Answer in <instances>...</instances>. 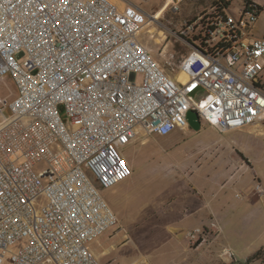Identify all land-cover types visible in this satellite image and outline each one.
<instances>
[{
    "label": "built area",
    "instance_id": "obj_1",
    "mask_svg": "<svg viewBox=\"0 0 264 264\" xmlns=\"http://www.w3.org/2000/svg\"><path fill=\"white\" fill-rule=\"evenodd\" d=\"M260 12L217 0L171 31L189 52L168 48L161 65L141 34L162 23L138 5L0 0V264H101L92 243L121 229L102 191L133 176L124 153L140 131L185 130L191 110L222 134L264 123ZM187 238L205 241L201 228Z\"/></svg>",
    "mask_w": 264,
    "mask_h": 264
},
{
    "label": "rangeland",
    "instance_id": "obj_2",
    "mask_svg": "<svg viewBox=\"0 0 264 264\" xmlns=\"http://www.w3.org/2000/svg\"><path fill=\"white\" fill-rule=\"evenodd\" d=\"M112 1L120 5L127 0ZM132 1H138L162 23L160 27L148 24L141 34V41L161 65L164 64L163 51H168V48L169 52L173 51L180 57L189 52L186 44L170 35L171 31H177L182 23L207 11L214 2L186 0L179 12L164 13L161 12L163 0ZM162 31L165 33L163 36ZM165 36L167 40L164 42ZM138 79H142V75H138ZM7 80L11 85L12 81ZM3 114L11 115V112L5 110ZM201 124L199 131L191 127L177 129L165 137L140 132L125 151V156L132 155L133 162L131 157L128 160L135 176L102 191L130 237L128 243L115 249L114 257L119 261L115 264H132L141 258H145L144 264H193L199 261V254L191 249L187 248L182 253L187 245L196 248L187 237L179 244L163 229L167 211L174 214L179 207L188 215L179 225L186 229L199 226L208 238L215 236L214 247L230 248L236 259L234 264H264V200L253 190L246 192L256 182L264 192V123L258 122L260 127L252 126L250 133L243 134H221L205 121ZM224 137L238 141L244 149L239 154L252 162V168L242 170L234 178H229L234 172L231 167L234 151ZM43 168L39 165L37 170ZM239 194L244 196L238 197ZM144 202L149 204L147 208H143ZM200 203H207V210L195 214L194 210ZM117 208H120L119 215ZM215 229H218L219 236L214 235ZM113 230L117 228L113 227L95 240L92 250L100 253L115 240L125 241L123 231L112 237ZM24 246L25 242L20 241L13 248ZM101 262L109 264L107 260L101 259ZM214 262L222 264L216 258Z\"/></svg>",
    "mask_w": 264,
    "mask_h": 264
},
{
    "label": "crops",
    "instance_id": "obj_3",
    "mask_svg": "<svg viewBox=\"0 0 264 264\" xmlns=\"http://www.w3.org/2000/svg\"><path fill=\"white\" fill-rule=\"evenodd\" d=\"M148 1V0H147ZM217 0H214V2L212 3V5H214V3L216 2ZM113 2V1H112ZM257 2L260 4L261 6V12H260V16H259V19L257 21V23L255 24V26L253 27V36L256 37V38H264V0H257ZM114 3V2H113ZM130 3L132 4H135V5H138L140 6L142 9L148 11L143 5H141L138 1L135 2V1H132V0H127L125 1L124 3L121 2V4L119 5L118 3H115L119 8L121 9H124L126 8ZM211 5V6H212ZM150 12V11H148ZM254 126V127H260V124H254V125H251V126H247V127H244L242 129H237V130H232V131H228L224 134H227V133H234V132H237V133H250L251 132V127ZM264 126V125H263ZM215 130V129H214ZM217 131V130H216ZM141 132V131H140ZM218 132V131H217ZM219 133V132H218ZM222 134V133H221ZM224 140L225 139H228L226 137L223 138ZM227 141H229V144L232 145V150L234 151L233 153V158L231 159V162H232V168L234 169L232 172V174H230L229 178H234L236 177V175L241 172L242 170H246L247 168H252V162L249 158H245L243 156H241V154H239V151H244V149L242 148V145L237 141L236 142H233L232 140L228 139ZM235 145V146H234ZM243 153V152H242ZM131 157V161L133 162L132 160V155L129 156ZM232 170V169H231ZM254 175H256L254 173ZM135 176V174L133 175ZM134 178V177H133ZM255 185L256 183L252 184L248 189H247V193L251 192L252 190L255 192L256 195L259 196L260 199H263L264 200V197L260 194H258V192L256 191L255 189ZM241 196H244V194H239L238 197H241ZM147 206H149V204H147L146 202H144L143 204V208H147ZM207 206L208 204L206 203H200L196 206L195 210H194V213L195 214H199L201 213L202 211L204 210H207ZM112 210L115 212L113 206H111ZM120 208H117V213L119 215L120 213ZM146 211V209H142L141 211ZM133 211V210H132ZM175 211V210H174ZM173 211V212H174ZM116 213V212H115ZM117 215V214H116ZM166 224L163 225V229L164 231L166 232V234L173 240H176L177 242H179V244H181L180 242H182V240L187 237V233L190 232V231H193L195 229H198V228H201L199 226H197L196 228L194 229H186L184 228V226H180L179 224H181L187 217L188 215H186L182 208L179 207L177 208V211L173 214L170 210L167 211L166 213ZM196 216V215H195ZM118 218V226L121 227L120 230H116V231H111L113 233V236L112 237H116V235L120 234L122 231L124 232V237H123V242H121L120 240L118 241H113L112 243L109 244V246H107L104 250H102L100 253H96L95 250L94 253L96 255V257L99 259L100 263L101 262V259L103 260H107L109 264L111 263H118V259L117 257H114V252H115V249H117L119 246H121L122 244H126L129 242V234L127 233L126 231V228L122 222V220L119 218V216H117ZM201 221H203L201 219ZM218 229H215V234L214 235H217L219 236V232L217 231ZM213 232V233H214ZM208 233V231H207ZM210 234V233H209ZM207 239H205L204 242H202L200 245H198L196 248H190L189 245L185 246L183 248V252H185V250H188V249H191L194 253H197L199 254V261H197L196 263H193V264H216L214 262V259L216 258L217 259V262L220 261L222 264H227L225 263L223 260H222V252L224 250H228L230 251V248H227V247H223L222 249L220 248H215L214 247V244H215V241H216V237L214 236L213 238L209 237L208 236H205ZM111 238V237H110ZM112 239V238H111ZM180 248L182 249V246H180ZM188 248V249H187ZM93 249V248H92ZM145 258H141L139 261H135L133 262L132 264H139L141 262V264H144L145 262ZM236 262V259L234 257V261L230 264H234Z\"/></svg>",
    "mask_w": 264,
    "mask_h": 264
},
{
    "label": "water",
    "instance_id": "obj_4",
    "mask_svg": "<svg viewBox=\"0 0 264 264\" xmlns=\"http://www.w3.org/2000/svg\"><path fill=\"white\" fill-rule=\"evenodd\" d=\"M188 120L190 127L196 131H199L202 127L201 120L199 118V114L196 111L191 110L188 113ZM222 260L230 264L234 261V255L231 251H226L222 254Z\"/></svg>",
    "mask_w": 264,
    "mask_h": 264
},
{
    "label": "bare ground",
    "instance_id": "obj_5",
    "mask_svg": "<svg viewBox=\"0 0 264 264\" xmlns=\"http://www.w3.org/2000/svg\"><path fill=\"white\" fill-rule=\"evenodd\" d=\"M112 1V0H111ZM159 19H158V16H153L152 17V21H158ZM148 26V25H147ZM180 79L182 80V81H185L186 80V76L184 75V74H180ZM5 110H10V112H11V106H5V104H0V114H3V112L5 111Z\"/></svg>",
    "mask_w": 264,
    "mask_h": 264
},
{
    "label": "trees",
    "instance_id": "obj_6",
    "mask_svg": "<svg viewBox=\"0 0 264 264\" xmlns=\"http://www.w3.org/2000/svg\"><path fill=\"white\" fill-rule=\"evenodd\" d=\"M131 146V145H130ZM130 156V155H129ZM129 156H126V158H127V160H128V158H129ZM129 161V160H128Z\"/></svg>",
    "mask_w": 264,
    "mask_h": 264
}]
</instances>
